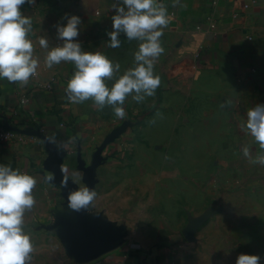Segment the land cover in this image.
Returning a JSON list of instances; mask_svg holds the SVG:
<instances>
[{
	"label": "crops",
	"instance_id": "0c3cea01",
	"mask_svg": "<svg viewBox=\"0 0 264 264\" xmlns=\"http://www.w3.org/2000/svg\"><path fill=\"white\" fill-rule=\"evenodd\" d=\"M114 2L36 0L34 5L21 6L22 14L32 18L28 39L33 42L34 58L40 66L27 85L0 80V122L2 127L9 123L20 129L43 131L51 146L42 138L21 133L22 137L12 142L0 143V164L28 173L37 181L33 189L36 204L24 218V231L33 244L31 264H174L178 246L172 244L171 234L165 229L171 224L170 184L165 186L163 182L162 212L156 214L159 190L154 161L147 157L145 163H123L112 147L115 142L106 145L103 161L94 170L97 197L88 213L100 217L101 225H111L120 239L98 258L83 262L72 254L65 229L54 227L60 219L76 225V215L45 165L56 149L62 157L59 169L79 188L85 187L79 157L86 167L92 165L107 138L96 124L106 119L91 99L79 104L69 102L65 87L75 65L61 62L46 68L44 59L49 49L39 45V38L47 37L50 48L57 46L61 41L56 38L54 25L66 23L61 19L65 14L79 16L80 34L76 39L83 50L99 51L121 66L113 79L106 81L110 87L134 66L139 44L123 34L119 48H110L105 42L106 33L112 30ZM163 3L173 19L164 29L161 41L165 51L154 69L161 85L154 96L139 103L130 97L125 104L136 109L162 108L146 116V122L152 125L149 138L181 141L179 149L188 173L185 183L193 181L199 186L194 194L183 198L184 214L179 220L185 235L192 221L200 219L202 206L208 201L201 188L218 182L213 172L222 168L243 175L262 172L264 181V165L250 163L242 153L244 146L253 157L264 151L242 127L247 110L264 103V0H181L183 6L174 0ZM172 110L178 111V122L183 124V130L173 134L167 120ZM226 157L236 158L222 163ZM165 173L164 165L162 178L169 180ZM39 222L49 224L41 230Z\"/></svg>",
	"mask_w": 264,
	"mask_h": 264
},
{
	"label": "clouds",
	"instance_id": "9594fccd",
	"mask_svg": "<svg viewBox=\"0 0 264 264\" xmlns=\"http://www.w3.org/2000/svg\"><path fill=\"white\" fill-rule=\"evenodd\" d=\"M36 0H0V80L27 85L35 76L40 61L34 58L33 42L28 39L32 31V18L22 14L21 6L34 5ZM181 4V0H174ZM181 6H183L181 4ZM112 30L106 33L110 48H119L121 34L127 40L139 41L134 52V66L124 71L109 87L119 72L120 64L114 63L105 54L86 52L76 39L80 34L81 18L65 14L57 22V46H49L47 37L39 38V45L49 49L44 59L46 68L51 69L61 62H72L74 71L65 87L66 97L74 104L91 99L94 106L102 110L109 106L116 118L126 116L125 102L128 97L137 103L152 97L161 85V77L155 73V65L164 53L161 37L170 24L173 15L163 0H116L112 4ZM246 128L248 134L264 150V103L247 110ZM245 158L252 164L264 165V151L254 157L247 146L242 148ZM36 178L28 173L0 164V264H31L33 244L24 231V218L36 204L33 189ZM97 192L81 187L68 196V208L77 212L89 210ZM259 255L241 253L236 264H260Z\"/></svg>",
	"mask_w": 264,
	"mask_h": 264
},
{
	"label": "rangeland",
	"instance_id": "374dc122",
	"mask_svg": "<svg viewBox=\"0 0 264 264\" xmlns=\"http://www.w3.org/2000/svg\"><path fill=\"white\" fill-rule=\"evenodd\" d=\"M129 99L130 97L125 103ZM102 110L106 120L96 125L104 137L107 135L105 140L103 137L104 142L113 137L106 145L115 142L112 147L117 149L123 163H145L147 157L154 161L155 185L158 187L156 190H159V194H156V214L162 212L163 182L165 186L168 182L170 184L171 224L166 225L165 229L171 234L172 244L178 246L174 264H236V259L241 253L259 255L260 264H264L262 172L243 175V172L226 171L225 168L218 173L213 172L212 177H218L217 184L201 188L208 201L202 206L200 225L193 236L182 235L184 226L180 225L179 216L184 214L183 198L191 192L194 194L193 190L199 186L194 185L193 181H190V184H187L189 181L185 183L188 173L185 170V158L179 149V139H151L148 136V128L152 125L146 122V116L152 114V111H162V108L136 109L132 104L130 107L125 104L126 116L123 119L116 118L109 106ZM167 120L172 134L183 130V124L178 122L177 110H172ZM2 126L0 122V128ZM235 158L226 157L221 162H233ZM164 165L169 180L162 178ZM41 206L43 207L42 204ZM48 224H40L39 227L42 230Z\"/></svg>",
	"mask_w": 264,
	"mask_h": 264
},
{
	"label": "water",
	"instance_id": "95a60500",
	"mask_svg": "<svg viewBox=\"0 0 264 264\" xmlns=\"http://www.w3.org/2000/svg\"><path fill=\"white\" fill-rule=\"evenodd\" d=\"M6 125L8 128L17 132L42 138L48 145L50 144L49 140L38 130L20 129L9 123H6ZM112 138L113 137L107 139L97 150L91 166L86 167L85 163L79 157V169L84 173L83 183L90 189L94 190V170L102 163V151L106 147V143L110 142ZM53 150L55 151V155L51 157L45 166L54 175L53 182L62 187V194L68 204L69 193L78 190L79 187L59 169L62 163V157L56 149ZM74 213L76 215V225L68 220L60 219L54 227L57 228L62 226L65 229V236L70 240L69 247L71 252L79 261L89 262L98 258L101 254L106 253L109 248L120 239L111 225H101V218L91 217L88 210H81L79 212L74 210ZM199 225V219L192 221L185 235L193 236Z\"/></svg>",
	"mask_w": 264,
	"mask_h": 264
},
{
	"label": "built area",
	"instance_id": "2783aa9c",
	"mask_svg": "<svg viewBox=\"0 0 264 264\" xmlns=\"http://www.w3.org/2000/svg\"><path fill=\"white\" fill-rule=\"evenodd\" d=\"M41 134L43 131L40 132ZM17 137H22L20 132L10 129L5 125L0 129V143H9L14 141ZM29 138H32L29 136Z\"/></svg>",
	"mask_w": 264,
	"mask_h": 264
}]
</instances>
